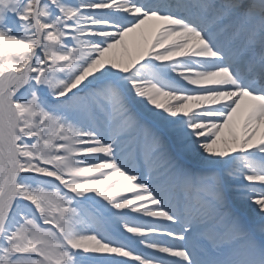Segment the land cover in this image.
Wrapping results in <instances>:
<instances>
[{
	"label": "snow or ice",
	"instance_id": "1",
	"mask_svg": "<svg viewBox=\"0 0 264 264\" xmlns=\"http://www.w3.org/2000/svg\"><path fill=\"white\" fill-rule=\"evenodd\" d=\"M0 264H264V0H0Z\"/></svg>",
	"mask_w": 264,
	"mask_h": 264
}]
</instances>
